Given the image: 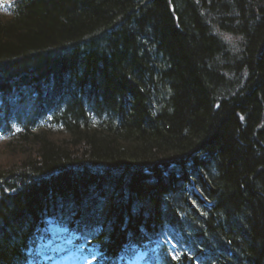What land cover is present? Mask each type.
<instances>
[{
    "label": "trees",
    "instance_id": "trees-1",
    "mask_svg": "<svg viewBox=\"0 0 264 264\" xmlns=\"http://www.w3.org/2000/svg\"><path fill=\"white\" fill-rule=\"evenodd\" d=\"M0 124V264L46 217L105 263L264 264V0H13Z\"/></svg>",
    "mask_w": 264,
    "mask_h": 264
},
{
    "label": "rangeland",
    "instance_id": "rangeland-1",
    "mask_svg": "<svg viewBox=\"0 0 264 264\" xmlns=\"http://www.w3.org/2000/svg\"><path fill=\"white\" fill-rule=\"evenodd\" d=\"M5 158H3V151L0 150V160H4ZM59 225L57 223H54L53 221H48L46 223V226L44 227L43 233L44 236L43 237H39L38 239V246L36 247V249L34 250V255L39 256V262L40 263H44L45 260L47 259H52L54 257V254L56 253V251H62L63 249H67L66 245H68V241H69V237L68 234L65 230H61L59 227ZM63 234L66 238H64ZM71 252L72 257L68 256V259L63 261L61 260V262L59 264H84L82 261H79V263H74V252L71 251L70 249L67 250L66 254ZM143 253L138 251L135 254V257L133 258V260L130 262L132 264H140V260L143 258ZM67 258V256H66ZM44 261V262H43ZM49 264H56L55 261L49 263ZM146 264V263H143Z\"/></svg>",
    "mask_w": 264,
    "mask_h": 264
}]
</instances>
